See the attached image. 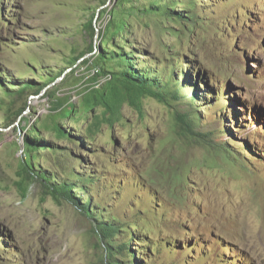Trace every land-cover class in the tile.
<instances>
[{
    "label": "rangeland",
    "instance_id": "obj_1",
    "mask_svg": "<svg viewBox=\"0 0 264 264\" xmlns=\"http://www.w3.org/2000/svg\"><path fill=\"white\" fill-rule=\"evenodd\" d=\"M0 264H264V0H0Z\"/></svg>",
    "mask_w": 264,
    "mask_h": 264
},
{
    "label": "trees",
    "instance_id": "obj_2",
    "mask_svg": "<svg viewBox=\"0 0 264 264\" xmlns=\"http://www.w3.org/2000/svg\"><path fill=\"white\" fill-rule=\"evenodd\" d=\"M155 6H159V5H155ZM94 19H91L89 21V26L91 27L92 30H95V28L93 26ZM165 68H168V69H171L172 70V74H171L172 76L170 77V82L172 84V82H173L174 78H176V74H177V72L174 69L176 67H175L174 64H172V65H169L168 67H162V69H165ZM122 74L126 78L127 81L132 82L134 85H137L138 87H141V88H148V89H150L151 86H152V82L153 81H154V84H158V85L160 84L158 82H155L156 81L155 78L152 79L154 76H150L149 74H146V73L145 74L143 73L141 75V74H138V73H132L131 70L130 71L125 70V71L122 72ZM181 75L183 76V78H182L183 81L185 83H187L188 81H187V79L185 77V75H186L185 72L183 71ZM177 80L178 79H176V81ZM161 90L164 91V92L166 91V90H164L162 88H161ZM156 94L158 95L160 93H156ZM82 181L87 182L88 180L86 178V179H83ZM87 187H88L87 184L79 185V183L78 184H73V183H70V182H65L64 183V186H63V190L60 189V191L58 190L57 192H65V193H68L69 194L71 191H73V188H75V189H81V190L85 191L88 194V196H91V193L87 190ZM91 201L92 200L88 199V202L87 203H84V204H88L89 205V204H91ZM88 205H86V206L88 207Z\"/></svg>",
    "mask_w": 264,
    "mask_h": 264
}]
</instances>
